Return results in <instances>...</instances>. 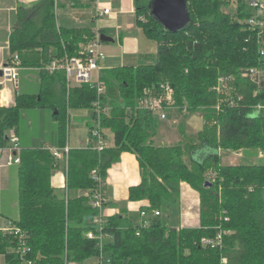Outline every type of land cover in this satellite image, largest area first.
<instances>
[{
  "label": "trees",
  "instance_id": "16d2710c",
  "mask_svg": "<svg viewBox=\"0 0 264 264\" xmlns=\"http://www.w3.org/2000/svg\"><path fill=\"white\" fill-rule=\"evenodd\" d=\"M232 2L186 0L190 25L171 33L151 17L150 0H135L137 25L157 43L156 58L102 71L106 89L100 96L89 85L70 87L64 72L46 69L56 58L79 56L93 32L58 26L56 0L19 9L10 52L19 56L22 68L40 69V91L16 93L13 105L0 106V149L9 147L12 133L19 138L16 224L30 249L27 259L34 264L96 263L98 243L86 237L95 228V211L88 198L73 193L93 189L94 170L105 178L123 153H132L142 182L130 188L129 199L147 200L141 210L160 215L151 216L148 227L130 224L120 215L107 218L105 232L111 239L103 251L111 264H264V164L224 165L221 157V151L255 149L264 154V110H255L264 106V87L255 95V86L242 78L245 69L264 65L259 29L248 26L253 10L243 0L235 16L226 12ZM220 77H231L228 93L214 90ZM164 83L172 87L179 111L201 112L203 118L196 135H188L180 124L181 140L172 146L154 144L158 120L138 105L140 99L158 95ZM98 99L102 108H109L102 126L113 133L114 146L101 154L93 147L69 149L66 191L58 192L51 186L57 159L47 147L22 144V112L53 111L58 120L54 145L63 149L70 111L94 110ZM199 151L203 158L192 159ZM182 183L199 194V227L177 229L164 217L179 206ZM218 232L224 234L221 247L201 245L203 238ZM21 246L18 236L0 230V255L6 264H23Z\"/></svg>",
  "mask_w": 264,
  "mask_h": 264
},
{
  "label": "crops",
  "instance_id": "0c3cea01",
  "mask_svg": "<svg viewBox=\"0 0 264 264\" xmlns=\"http://www.w3.org/2000/svg\"><path fill=\"white\" fill-rule=\"evenodd\" d=\"M40 1L42 0H0V68L9 62L11 56L10 37L17 22L19 9L22 7H30ZM56 1V16L58 26L63 28L89 29L92 32L95 29H99L103 36L111 40L109 42H103L102 45V49L106 55V58L102 64L103 71L124 66H138L142 62L150 63L155 60L158 52L157 43L148 39L142 28H140L137 24L134 26L131 24V20L136 19L137 21L138 19L135 0ZM97 6L110 8L111 14L106 15L97 21L95 19L94 11L96 10ZM99 24H101V27ZM24 70H37L40 72V69L37 68H22L20 70V78ZM9 88L13 91L12 84H9ZM13 93L15 97V94L19 92L13 91ZM175 111H178L180 115H182L183 119L180 124H182L185 129L186 121L191 122L193 117H188L189 112L171 109L168 112L167 119L172 121L173 124H177L179 122L178 119L172 118V114ZM72 116L75 120H77L78 125L85 124L88 132L86 138L84 139L82 136L71 139L68 130L67 147L69 149H83L93 147L95 144L90 142V129L92 128L91 126L94 120L93 111L90 116H86L85 110H72L70 111V120ZM157 120L163 121L159 120L158 118ZM201 129H199V131ZM104 133L108 148L113 147V133L107 129H104ZM170 137L171 136L167 137V142H172L170 141ZM152 140L155 144L154 139ZM55 141L54 134L51 137V143L43 147L57 148L56 145H54ZM159 145L172 146L173 144L160 143ZM25 147L37 146L32 145ZM246 152L247 150L234 153H237L236 155L238 158H245ZM8 156V151H3L0 153V169L2 170L0 173V230H3L10 222L16 223L19 219L17 199L19 187L18 165L9 167L6 166L5 163L7 162ZM67 157L68 156L66 155L64 159L57 160L58 168L53 172L51 177V186L58 192L66 191ZM235 160L236 157H229L228 165H238ZM104 181V189L108 199L107 206L104 210V215L107 218L120 215L133 225H140L145 219L150 221L153 214L148 213V216L145 218L141 216V213L145 211L141 210V208L143 206H148L149 202L147 200L134 202L130 201L129 199L130 188L138 186L142 182V171L136 155L132 153H123L120 160L108 168ZM84 193H86V191H77L73 193V196H82ZM9 194H11L10 198H12V201L8 206L5 205V203ZM164 217L167 218L169 225L176 227L177 229L199 227L200 200L198 192L192 189L187 183H182L179 206L176 209L169 210L168 214H164ZM0 264H6L4 255H0Z\"/></svg>",
  "mask_w": 264,
  "mask_h": 264
},
{
  "label": "built area",
  "instance_id": "2783aa9c",
  "mask_svg": "<svg viewBox=\"0 0 264 264\" xmlns=\"http://www.w3.org/2000/svg\"><path fill=\"white\" fill-rule=\"evenodd\" d=\"M239 0H233L232 4L235 6V14L237 13V3ZM248 8L253 10L252 16L247 18L248 26L253 29H259V43L262 45L260 50L261 56L264 58V0H243ZM231 4V6H232ZM111 14L110 8H103L97 6L95 10V19L98 21L106 15ZM145 21L144 18H142ZM102 34L99 29L93 31V36L88 43L84 45L77 57H63L52 60L46 69L49 72L61 71L64 72L67 83L70 87L89 85L94 88L97 94L100 96L105 92V85L101 80V73L103 71L102 64L106 58V55L102 49L103 41ZM22 69L21 60L17 54H11L9 62L0 68V106L9 107L14 104V93L18 91L20 70ZM2 74V75H1ZM242 78L246 79L252 85L255 86V95L260 92L264 87V65L261 67H252L245 69L242 72ZM231 77H220L218 79L217 86L214 90L218 93H228L231 84ZM9 84H12L13 91L9 88ZM139 109L149 111L153 116L159 120H167L168 112L171 109H177L178 107L173 105V89L168 83H164L161 86V91L158 95H151L142 98L138 102ZM219 108V107H218ZM257 113L264 110V106L258 105L255 108ZM95 118L93 120V126L90 129V142L94 143L93 149L98 153H103L108 148L106 143V137L102 126V118L109 114V108H102L100 99L94 106ZM182 112H188L187 108ZM52 155L57 159H64L68 155L69 148L66 147L63 150L58 148H48ZM8 151L9 156L6 166H14L20 164V142L19 138L12 133L10 135V145L7 148L0 149V153ZM91 177L95 181V187L84 193V196L89 199L90 206L95 211V216L91 221L95 227L86 233V237L90 240L96 241L99 246V258L95 264H111L110 259L105 257L103 251V245L106 240L111 239V236L105 232L108 220L104 215V210L107 206L108 199L105 193V181L100 175L98 170H94L91 173ZM153 216H159L158 211H154ZM143 218L148 216V212L143 211L141 213ZM149 221L145 219L140 226L148 227ZM4 234L18 236L21 240L22 246L18 249L20 258L23 259V264H34L30 259H27V255L30 249L24 242V235L21 233L19 227L15 222H10L3 230ZM224 234L218 232L213 238H203L201 245L204 247L218 248L222 246ZM225 263L226 261L223 260Z\"/></svg>",
  "mask_w": 264,
  "mask_h": 264
},
{
  "label": "rangeland",
  "instance_id": "374dc122",
  "mask_svg": "<svg viewBox=\"0 0 264 264\" xmlns=\"http://www.w3.org/2000/svg\"><path fill=\"white\" fill-rule=\"evenodd\" d=\"M235 5L229 6L225 9L226 12H229L232 16H235ZM95 11V10H94ZM131 24L134 26L137 24L136 19L131 20ZM101 27V24H99ZM40 91V77L39 72L37 70H24L21 74L20 78V89L18 90L19 94H38ZM93 111V116L95 115V111L92 109H86V116H90ZM54 112L50 109H30L24 110L22 112L21 117V136H22V144L25 146L35 145L37 147H43L51 143V137L55 134V131L58 127V120L54 119ZM193 115V116H192ZM188 117H193L192 121H186L185 129L188 135H196L199 129L202 128L203 120L202 113L197 112L194 114H189ZM173 119H178L177 124H173L169 119L158 121L157 132L155 137L153 138L156 145L160 143H171L173 145H177L180 140V133L178 131V126L182 121V115L178 111H175L172 114ZM94 123H92L93 126ZM91 126V127H92ZM69 136L70 138H78L81 137L84 139L87 136V128L86 125H78L77 120L72 116L69 126ZM170 137V141L167 142V137ZM111 141V140H110ZM163 141V142H162ZM108 146V144H107ZM222 163L224 165H228L229 157H236V162L238 165L241 164H264V154L259 152L258 150H247L245 153V158H238L237 153L232 151H221ZM203 155L201 151L196 152L192 155V159L201 160ZM0 169V173H1ZM7 194V193H6ZM11 194H9L6 199L5 205L9 206V203L12 201ZM14 197V196H13ZM16 199V198H15ZM7 207V206H6ZM12 211V210H11ZM95 263V259L90 260L89 264ZM69 264H82L77 262H69Z\"/></svg>",
  "mask_w": 264,
  "mask_h": 264
},
{
  "label": "water",
  "instance_id": "95a60500",
  "mask_svg": "<svg viewBox=\"0 0 264 264\" xmlns=\"http://www.w3.org/2000/svg\"><path fill=\"white\" fill-rule=\"evenodd\" d=\"M148 8L151 17L171 33L180 32L190 25L186 0H150ZM101 38L103 42L111 41L103 35Z\"/></svg>",
  "mask_w": 264,
  "mask_h": 264
}]
</instances>
